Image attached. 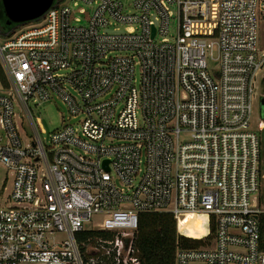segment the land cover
Here are the masks:
<instances>
[{
	"label": "built area",
	"instance_id": "built-area-1",
	"mask_svg": "<svg viewBox=\"0 0 264 264\" xmlns=\"http://www.w3.org/2000/svg\"><path fill=\"white\" fill-rule=\"evenodd\" d=\"M263 23L264 0H55L3 37L0 264H144L143 214L176 221L174 264H264ZM54 97L47 145L29 104Z\"/></svg>",
	"mask_w": 264,
	"mask_h": 264
},
{
	"label": "trees",
	"instance_id": "trees-1",
	"mask_svg": "<svg viewBox=\"0 0 264 264\" xmlns=\"http://www.w3.org/2000/svg\"><path fill=\"white\" fill-rule=\"evenodd\" d=\"M8 20L4 14L2 0H0V34L6 37L18 26L8 25ZM7 32V33H5ZM0 78L5 82V78L0 66ZM264 84V81H263ZM264 121V117L262 119ZM263 133V132H262ZM263 135V134H262ZM263 139V136H262ZM262 141V163L264 157ZM263 171V168H262ZM260 203L264 206V186L260 193ZM259 222L262 230V239L264 242V212L259 216ZM140 238L139 249L144 264H174L176 243L178 240L177 226L174 218L169 214H143L140 219ZM198 233L203 234L201 227L197 229ZM90 232H84L79 236V240L91 235ZM193 245H200V241H186Z\"/></svg>",
	"mask_w": 264,
	"mask_h": 264
},
{
	"label": "rangeland",
	"instance_id": "rangeland-1",
	"mask_svg": "<svg viewBox=\"0 0 264 264\" xmlns=\"http://www.w3.org/2000/svg\"><path fill=\"white\" fill-rule=\"evenodd\" d=\"M74 0H66V3L72 4ZM7 33V32H5ZM4 35L0 34V41ZM259 46L264 49V23L261 25L260 28V40H259ZM215 55L218 56V50L217 47L215 49ZM262 77H264V71L259 74V82L256 85V91H255V97L253 100V116H252V127L253 129H258L259 122H263L262 120L264 117V84L262 82ZM264 81V80H263ZM1 93V92H0ZM72 93H74L72 91ZM31 115L33 118L34 123L38 127L37 120H39L40 124L42 125V128L45 130V134H42V138L44 142L48 145L50 141V135L56 132L57 130H60L61 127L65 122H67V118L69 117V112L67 109L66 104L60 99L54 97L51 101L41 103L40 105H33L29 104ZM16 112L18 113L19 117L22 119L20 122L23 126L22 131V137L26 138V135L28 134L29 138L35 137L34 130L32 128V125L30 121L24 120L26 113L24 110H22L19 101L18 104H16ZM24 134H26L24 136ZM263 143H264V128H263ZM264 149V145H263ZM263 176H264V157H263ZM7 169L5 166L0 164V187L2 185L3 180L7 177ZM264 186V177L262 182V187Z\"/></svg>",
	"mask_w": 264,
	"mask_h": 264
},
{
	"label": "water",
	"instance_id": "water-1",
	"mask_svg": "<svg viewBox=\"0 0 264 264\" xmlns=\"http://www.w3.org/2000/svg\"><path fill=\"white\" fill-rule=\"evenodd\" d=\"M54 1L2 0V4L8 25H21L41 18L51 8Z\"/></svg>",
	"mask_w": 264,
	"mask_h": 264
}]
</instances>
